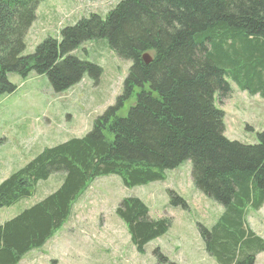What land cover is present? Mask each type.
I'll use <instances>...</instances> for the list:
<instances>
[{
  "label": "trees",
  "instance_id": "trees-1",
  "mask_svg": "<svg viewBox=\"0 0 264 264\" xmlns=\"http://www.w3.org/2000/svg\"><path fill=\"white\" fill-rule=\"evenodd\" d=\"M41 1L0 0V95L16 90L7 78L12 73L45 75L55 93L85 75L97 78L100 68L74 55L86 41L105 39L131 66L121 95L83 137L42 149L0 183L2 209L29 197L38 182L62 175L54 192L0 225V264H18L41 248L96 178L116 175L132 188L163 179L184 161L194 188L223 209L210 230L199 229L206 253L217 264H255L264 240L245 218L264 206V127L254 144L227 139L214 95L229 97L231 80L264 99V0H121L104 18H82L61 29L58 40L47 38L22 55ZM169 194L171 206L186 208ZM114 212L139 255L171 225L151 219L137 197L121 199Z\"/></svg>",
  "mask_w": 264,
  "mask_h": 264
},
{
  "label": "rangeland",
  "instance_id": "rangeland-1",
  "mask_svg": "<svg viewBox=\"0 0 264 264\" xmlns=\"http://www.w3.org/2000/svg\"><path fill=\"white\" fill-rule=\"evenodd\" d=\"M120 1L39 2L36 19L24 38L22 55L32 53L47 38L58 40L61 29L82 18L91 14L104 18ZM74 55L99 67L98 77L85 75L74 86L55 93L45 75L32 72L25 79L13 73L7 75L16 90L0 95V183L42 149L83 137L93 121L121 95L131 63L119 59L105 39L82 43ZM228 82L229 97L218 101V95H214V106L224 113V136L254 144L256 134L264 127V99L250 96L231 80ZM133 102L128 101L119 115L125 116ZM190 169V162L184 161L167 170L163 179L132 188L124 187L116 175L96 178L74 203L63 231L32 252L44 253L38 261L48 264H217L206 253L199 229L210 230L223 209L194 188ZM61 182V174L38 182L29 197L0 209V225L54 192ZM169 192L180 197L186 208L171 206L173 196ZM125 197L140 199L151 219L171 221L165 234L144 247L143 255L137 254L125 225L114 212ZM245 224L264 240V206L258 211L247 210ZM255 264H264V251L255 257Z\"/></svg>",
  "mask_w": 264,
  "mask_h": 264
},
{
  "label": "crops",
  "instance_id": "crops-1",
  "mask_svg": "<svg viewBox=\"0 0 264 264\" xmlns=\"http://www.w3.org/2000/svg\"><path fill=\"white\" fill-rule=\"evenodd\" d=\"M66 223V222H65ZM66 226V224H64L63 226H62V228L60 229V230H58V231H63V229H64V227ZM57 231V232H58ZM54 236V235H53ZM52 236V237H53ZM51 239V238H50ZM49 239V240H50ZM48 240V241H49ZM46 244V243H45ZM44 244V245H45ZM43 245V246H44ZM42 246V247H43ZM33 250H31V251H29L28 253H26L23 257H22V259L19 261V263L18 264H48V263H43V261L44 260H41L42 262H39L38 260H39V257H40V255H44V253H35V252H32ZM46 256V255H45ZM59 262L58 261H56V263H54V264H58Z\"/></svg>",
  "mask_w": 264,
  "mask_h": 264
},
{
  "label": "water",
  "instance_id": "water-1",
  "mask_svg": "<svg viewBox=\"0 0 264 264\" xmlns=\"http://www.w3.org/2000/svg\"><path fill=\"white\" fill-rule=\"evenodd\" d=\"M142 60L145 64H148L151 61V56L146 53L142 56Z\"/></svg>",
  "mask_w": 264,
  "mask_h": 264
}]
</instances>
